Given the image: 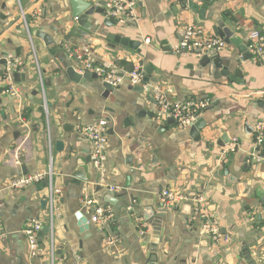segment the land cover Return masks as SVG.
<instances>
[{
  "label": "crops",
  "instance_id": "1",
  "mask_svg": "<svg viewBox=\"0 0 264 264\" xmlns=\"http://www.w3.org/2000/svg\"><path fill=\"white\" fill-rule=\"evenodd\" d=\"M131 1L138 18L129 21L136 28H108L103 21L109 18L93 15L88 18L87 37L65 42L74 26L67 22L71 0H0V224L5 233L0 264H147L142 234L157 243V264H264V143L257 147L254 138L256 125H264V109L259 107L264 63L245 61L235 46L225 44L217 53L231 59V73L241 71V78H236L240 83L235 84L200 67L201 54L178 57L167 51L191 26L203 38H217L212 28L223 20L234 25L237 40L247 43L248 34L264 26V0H215L203 21L182 10L180 0ZM40 29L53 45L47 47L36 37ZM110 34L140 46L112 47ZM74 50L88 52L98 66L110 65L121 72L151 67L157 85L167 92L172 88L168 95L173 102H209L199 117L205 127L192 137L189 127L168 125L167 119L155 122L153 101L127 83L111 90L106 99L100 80L73 84L66 71L81 73L82 66ZM7 60L16 62V73L24 76L13 80L20 101L4 93ZM99 120L108 123L106 172L100 174L87 164L88 181L78 185L72 174L77 162L90 155L92 144L77 129ZM153 123L159 126L152 128ZM64 124L74 127L71 134L62 131ZM224 136L229 143L221 148L217 143ZM233 140L235 150L229 152ZM57 141L64 143L62 152L55 150ZM152 155L160 166L148 171ZM49 169L58 192L50 228L55 251L51 258L49 232L38 238L41 257L37 253L31 258L23 229L31 219L47 226L48 207L43 210L40 205L47 190L30 187L14 192L9 183L22 174ZM127 178L130 186L125 188ZM110 187L118 190L113 194L124 192L116 207L110 206L113 220L105 227L89 224L81 202L94 198L107 206L102 199ZM162 190L199 197L203 206L200 212L193 209L194 217L179 214L182 204L158 214ZM146 207L160 216L157 228L144 222ZM77 214L86 218L89 234L79 231ZM203 216L216 222L227 241L212 242L203 234ZM109 239L114 244H108Z\"/></svg>",
  "mask_w": 264,
  "mask_h": 264
},
{
  "label": "built area",
  "instance_id": "2",
  "mask_svg": "<svg viewBox=\"0 0 264 264\" xmlns=\"http://www.w3.org/2000/svg\"><path fill=\"white\" fill-rule=\"evenodd\" d=\"M181 2H191L198 6L202 4V0H180ZM104 16L117 22V25H124V22L132 20L136 21L138 16L135 11V4L131 0H106L104 6ZM145 43H149V40H145ZM226 47L225 43L219 38H203L201 32L195 27H188L185 30V34L180 43L172 50V53L178 57L191 53L196 50H201L202 53L209 52H221ZM247 51L251 55V60L255 64L264 63V26L251 31L247 37ZM74 57L78 63H82L81 72L88 71L97 76L101 83L108 84L111 89H116L123 83H127L132 88L139 87L156 106L155 122L172 118L175 121V125L179 128H188L199 117L201 112L208 106L207 100L197 103H180L173 102L168 95V92L163 87L156 84L145 83L144 68L142 66L135 67L130 72H121L116 67L110 65L98 66L95 64L94 59L88 52L83 54L79 50H74ZM18 71V64L13 60L6 61L4 81L6 83L5 94L10 95L14 100L20 101V90L14 85L13 75ZM263 103H264V94ZM46 110V107H45ZM24 124V122H23ZM25 127L26 124H24ZM107 129L108 123L105 120H99L94 125H88L77 129V132L82 136L88 138L91 141L92 149L90 153L91 165L100 174H105V162L107 160L106 146H107ZM255 142L257 147H261L264 143V125L258 123L255 127ZM235 140L233 145L229 147V152L235 150ZM264 160V155H263ZM48 179V187L45 195L48 207V219L47 226L50 232V255L51 258L55 251V246L51 236L52 218L54 214L55 196L58 193L52 186V172L37 171L28 174H22L19 177L13 179L9 183V188L14 192H20L30 187H35L42 181ZM109 191L115 193L117 188L110 187ZM159 203L161 207L166 209H175L183 203H191L197 207L196 210L200 212L202 208V200L199 197H190L185 194L173 193L169 190H162L159 195ZM81 208L86 212L88 217V223L98 225L100 227L107 226L114 217L113 211L110 206H102L94 198L84 199L81 202ZM202 224L203 234L209 237L212 242L218 240L227 241L226 237L219 234V229L215 221L205 216ZM44 223L39 219H31L25 225L23 233L27 240L28 252L31 258L37 256L39 250L38 234L43 229ZM5 233L2 230L0 224V243L4 240ZM113 239L107 241L108 244H114Z\"/></svg>",
  "mask_w": 264,
  "mask_h": 264
},
{
  "label": "water",
  "instance_id": "3",
  "mask_svg": "<svg viewBox=\"0 0 264 264\" xmlns=\"http://www.w3.org/2000/svg\"><path fill=\"white\" fill-rule=\"evenodd\" d=\"M94 0H86V1H80V0H71V12L70 16L67 19V22L73 23V28L69 29V32L67 33V37L64 39L65 42H68L70 38H76L78 40H82L83 38L87 37L89 35V32L91 31V24L88 22V18L93 15H98L101 17H104V11L103 8L105 6L104 1H98L95 0L97 4L94 5ZM215 0H202V4L200 6L191 3V2H181L180 8L182 10H187L190 14L197 15L202 21L205 20L206 11L209 5H211ZM94 5V6H93ZM103 25L105 27H113L117 26V22L113 20H104ZM124 25L130 28H136L137 25L134 22L126 21L124 22ZM231 26H234L231 24H225L223 21H217L215 27L212 28L213 33L222 40L225 44L229 45L232 44L235 46L239 53L242 56L243 60H247L251 58V55L247 51V43L240 42L237 40L234 36L233 31L231 30ZM36 37L40 40H42L45 44V46L49 47L54 44L52 38L50 36H47L41 29L36 34ZM108 41L113 43L114 47L115 45H119L123 48H129L132 50H137V48L140 46L138 42L131 41L125 37H121L115 34H110L107 36ZM181 41V40H180ZM168 52H172L171 49L168 48ZM194 54L196 55H203L202 59L199 62V66L209 67V70L211 73L219 74L220 77H227L231 80V82H234L235 84H239L240 82L236 78H241L242 73L239 69L235 70L234 72H230L228 70L231 59H223L218 56L217 52H209V53H202L201 50L194 51ZM77 62V61H76ZM237 62V61H236ZM66 74L69 78V80L76 85H79L83 83V81L91 82V80H99L97 76L93 73H90L88 71H83L81 73H76L73 68H68L66 71ZM144 82L145 83H152V84H158V79L152 78V69L149 66H146L144 68ZM13 78L15 81H18V79L24 78L23 75L14 74ZM101 88L103 90V98H108L111 87L108 84L102 83ZM136 92H141V89L139 87L133 88ZM168 92L170 94H173L172 88H169ZM260 108L264 109V103L259 104ZM149 118H152L151 116ZM167 124H175V121L172 118H167ZM206 125V122L202 118H198L191 126H189V134L192 137H197L198 131L202 130ZM159 125L157 123L151 124L152 128H157ZM73 126L64 124L62 126V131L66 134H71L73 131ZM135 133H139V130L135 128ZM111 135L112 132H109ZM141 140V138H138ZM199 139V137H198ZM142 141L143 138H142ZM229 143V140L224 136L221 138V141L217 143V145L221 148ZM64 149V143L61 141L55 142V150L57 152H62ZM87 164H91V158L88 154L87 158L84 161L77 162V168L73 172L72 177L74 179V183L81 184L82 182H87L88 177L86 176V169L85 166ZM160 166V163L157 162V159L154 155L151 156V160L149 162V165L146 167V169L149 171L152 168ZM141 166H138V169H140ZM224 175H228L227 170H223ZM26 174V173H25ZM24 175V174H23ZM48 179L42 181L40 184H37L35 186L36 190L38 192L43 191L48 187ZM130 186L129 184V178H127V183L125 185V188H128ZM124 195V192H118L116 194H113L112 192L108 191L105 196H103L102 202L108 206L116 207L118 204L117 198ZM208 197V194H207ZM41 208L45 210L47 208V201L45 199H42L40 201ZM193 209L195 210V206L191 203H183L180 206L179 214L186 217H194L195 214L193 213ZM125 212V210H122ZM158 214L161 213H168L170 212L169 209L158 207L156 209ZM126 213V212H125ZM144 217L143 220L145 223H151L150 226L157 228L159 226L160 216H155V212L150 207H146L144 210ZM79 226V231L82 234H89V226L87 224V220L85 217H83L81 214H77L76 216ZM49 233L48 226H44L43 229L39 232L38 238H42L44 235H47ZM152 234V233H151ZM148 234H142L140 237L141 240V246L145 248L148 251V263L147 264H157V258H156V251H157V243L155 241L152 242L151 235L150 237L147 236ZM41 251L38 252V256L41 257Z\"/></svg>",
  "mask_w": 264,
  "mask_h": 264
}]
</instances>
